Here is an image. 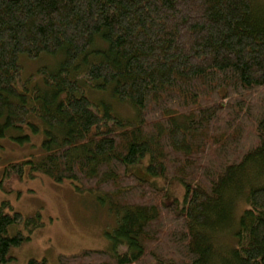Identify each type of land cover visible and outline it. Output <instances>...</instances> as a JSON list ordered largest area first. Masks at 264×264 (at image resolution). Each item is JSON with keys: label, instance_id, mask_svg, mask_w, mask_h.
<instances>
[{"label": "trees", "instance_id": "1", "mask_svg": "<svg viewBox=\"0 0 264 264\" xmlns=\"http://www.w3.org/2000/svg\"><path fill=\"white\" fill-rule=\"evenodd\" d=\"M41 58L55 63L25 76L23 60ZM109 98L132 104L136 118H121ZM43 125L40 159L9 163L1 187L27 167L70 180L121 216L111 237L126 245L60 264H264L256 0H0V137ZM147 154L150 174L185 186L182 200L129 171ZM43 225L2 202L0 264Z\"/></svg>", "mask_w": 264, "mask_h": 264}, {"label": "rangeland", "instance_id": "2", "mask_svg": "<svg viewBox=\"0 0 264 264\" xmlns=\"http://www.w3.org/2000/svg\"><path fill=\"white\" fill-rule=\"evenodd\" d=\"M256 1L264 11V0ZM51 60L52 58L24 59L22 63L24 75L33 76L38 67L43 66L42 64L55 63L53 61L48 64L47 62ZM89 96L90 98L99 96L108 98L109 95L90 89ZM109 100L121 118L128 120L136 118L137 112L132 104L116 103L112 98ZM44 138L45 125L39 131H34L31 126H27L23 130L9 132L5 137H0V182L4 169L9 163L29 158L40 159L38 156L43 151ZM148 160L149 155L147 154L137 163L129 165V171L143 178L154 179L160 188L168 191L167 201L175 198L182 200L185 186L177 180H168L160 175L150 174L146 169ZM255 178L259 182L263 180V177L256 176L253 179ZM8 184L10 190L0 185V206L2 202L8 201L15 210L27 217L40 215L44 225L31 234L30 240L11 248L12 258L6 264H28L32 258L46 259L50 264H60V255L77 254L84 249L126 251V245H116L111 237L119 226L121 216L111 212L108 204L103 203L97 194L78 192L72 181L65 179L57 182L44 173H32L28 167L21 177H11ZM243 202L244 199H239V206ZM237 215L238 212L235 216ZM230 219L232 220V210ZM12 232L16 233V229L13 228ZM222 240L233 243L235 241L233 237L226 235L222 236Z\"/></svg>", "mask_w": 264, "mask_h": 264}]
</instances>
